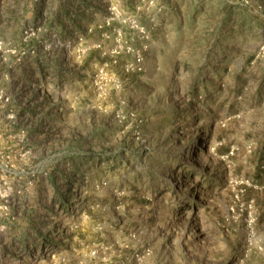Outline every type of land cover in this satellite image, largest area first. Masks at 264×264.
I'll use <instances>...</instances> for the list:
<instances>
[{
  "label": "rangeland",
  "instance_id": "374dc122",
  "mask_svg": "<svg viewBox=\"0 0 264 264\" xmlns=\"http://www.w3.org/2000/svg\"><path fill=\"white\" fill-rule=\"evenodd\" d=\"M0 264H264V0H0Z\"/></svg>",
  "mask_w": 264,
  "mask_h": 264
}]
</instances>
